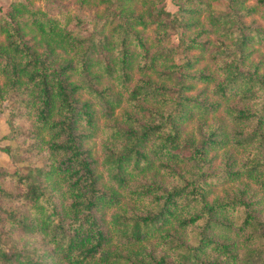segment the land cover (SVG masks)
Here are the masks:
<instances>
[{
	"label": "trees",
	"instance_id": "16d2710c",
	"mask_svg": "<svg viewBox=\"0 0 264 264\" xmlns=\"http://www.w3.org/2000/svg\"><path fill=\"white\" fill-rule=\"evenodd\" d=\"M0 264H264V0L0 9Z\"/></svg>",
	"mask_w": 264,
	"mask_h": 264
},
{
	"label": "rangeland",
	"instance_id": "374dc122",
	"mask_svg": "<svg viewBox=\"0 0 264 264\" xmlns=\"http://www.w3.org/2000/svg\"><path fill=\"white\" fill-rule=\"evenodd\" d=\"M8 132H9V128L6 123V111H5L3 113V116L0 117V167L5 166V165L7 166L8 164L12 162L10 157L7 154H5L2 150H4V148L14 149L16 146L13 140H9L5 138Z\"/></svg>",
	"mask_w": 264,
	"mask_h": 264
},
{
	"label": "crops",
	"instance_id": "0c3cea01",
	"mask_svg": "<svg viewBox=\"0 0 264 264\" xmlns=\"http://www.w3.org/2000/svg\"><path fill=\"white\" fill-rule=\"evenodd\" d=\"M9 2L10 0H0V9L5 7Z\"/></svg>",
	"mask_w": 264,
	"mask_h": 264
}]
</instances>
